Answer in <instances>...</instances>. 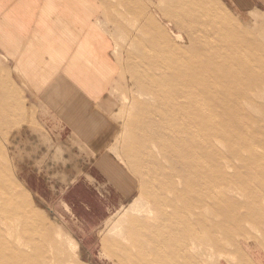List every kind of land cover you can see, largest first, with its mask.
Instances as JSON below:
<instances>
[{"label":"rangeland","instance_id":"rangeland-1","mask_svg":"<svg viewBox=\"0 0 264 264\" xmlns=\"http://www.w3.org/2000/svg\"><path fill=\"white\" fill-rule=\"evenodd\" d=\"M254 1H142L138 11L128 9L130 42L114 53L115 159L105 163L20 165L32 111L0 55V207L9 208L1 214L12 222L5 229L14 246L28 255L21 264H167L158 234L207 264H264V0ZM175 72L198 86L169 84L167 97L163 75ZM149 84L162 90L155 94ZM93 163L108 171L116 165V176H107L131 182L129 200L109 207L83 176L68 180L70 166ZM174 220L193 239L181 241Z\"/></svg>","mask_w":264,"mask_h":264},{"label":"crops","instance_id":"crops-1","mask_svg":"<svg viewBox=\"0 0 264 264\" xmlns=\"http://www.w3.org/2000/svg\"><path fill=\"white\" fill-rule=\"evenodd\" d=\"M142 1L158 0H0V55L32 111V127L21 134L20 165L115 159L110 148L120 121L113 89L120 75L114 53L130 42L128 9L138 11ZM110 165L108 171L84 164L80 172L70 166L66 176H83L109 207L120 205L133 186L123 176L111 181L107 175L116 176V165Z\"/></svg>","mask_w":264,"mask_h":264},{"label":"bare ground","instance_id":"bare-ground-1","mask_svg":"<svg viewBox=\"0 0 264 264\" xmlns=\"http://www.w3.org/2000/svg\"><path fill=\"white\" fill-rule=\"evenodd\" d=\"M234 1V3L235 4H238V5H241V6H249V5H251V3H250V0H233ZM254 1V0H253ZM255 2V1H254ZM256 6V5H255ZM249 11V10H248ZM259 14V13H258ZM163 78H165V80H166V82H167V84H166V86L165 87H162V88H164V90H165V92H166V94L164 93V95H167V97H168V95H169V91H170V89H171V85H169V84H172V85H180L181 87H184L185 85H188V86H191V84L192 85H196V81H194V80H192V77H190L189 79H187V80H185L184 81V79H182L183 77H181V74L179 73V72H175L174 73V75H168V74H164L163 75ZM187 78H188V76H187ZM198 86V84L196 85V87ZM146 87H148L149 89H151L153 92H155V94L157 93V92H159L160 90H162V89H160L158 86H155V85H148V86H146ZM179 89V88H178ZM185 89V88H184ZM184 92V91H183ZM184 95V94H183ZM164 97V96H163ZM174 99V98H173ZM167 102H168V100H167ZM173 102V101H172ZM171 103V102H170ZM177 103H178V106L179 107H181V104H179V102L177 101ZM183 104V103H182ZM177 105V104H176ZM186 108V107H185ZM203 108V107H202ZM166 123V122H165ZM198 135V134H197ZM194 154V153H193ZM197 154H199V153H197ZM181 159V158H180ZM197 159V158H196ZM199 163V162H198ZM188 163H186V165H187ZM197 164V163H196ZM201 166H202V164H200ZM171 168V167H170ZM171 171V173H173V171H174V169H171L170 170ZM1 173V172H0ZM181 173V172H180ZM175 174V173H174ZM181 174H183V173H181ZM198 174V173H197ZM175 176V175H174ZM199 176V175H198ZM177 177V176H176ZM183 179V178H182ZM181 180V179H180ZM5 182V181H4ZM187 182H189V181H187ZM180 183V182H179ZM182 184H184V180H183V182H181ZM197 183V182H196ZM2 186V185H1ZM3 186H5V185H3ZM7 186V185H6ZM176 186V185H175ZM185 186V185H184ZM194 186V185H193ZM195 187V186H194ZM176 188V187H175ZM180 188V187H179ZM186 188V187H185ZM195 189H197L196 187L194 188V190ZM244 189V188H243ZM176 190H180V189H176ZM186 191V190H185ZM245 191V190H244ZM180 192V191H179ZM186 192H188V191H186ZM185 192V193H186ZM20 193V192H19ZM23 194V193H22ZM176 194V193H175ZM179 194H182V193H179ZM214 194V193H213ZM177 195V194H176ZM185 195V194H184ZM217 195V194H216ZM177 196H179V195H177ZM185 197H186V195H185ZM218 197V196H217ZM175 198V197H174ZM189 198V197H188ZM219 198V197H218ZM23 199H25V198H23ZM22 199V200H23ZM177 199H178V197H177ZM204 199V198H203ZM203 199H201L200 201H202ZM227 199H228V197H227ZM171 200V199H170ZM169 200V201H170ZM175 200V199H174ZM185 200H187V199H185ZM223 200V199H222ZM225 200V199H224ZM25 201V200H24ZM168 201V200H167ZM167 201H166V203H167ZM168 201V202H169ZM172 201V200H171ZM170 201V202H171ZM179 201V200H178ZM191 202V201H190ZM222 202V201H221ZM224 202V201H223ZM189 203V202H188ZM187 203V204H188ZM216 203H218V201L216 202ZM26 205V204H25ZM1 206V205H0ZM159 206H161V205H159ZM166 206V205H165ZM179 206V205H178ZM2 207V206H1ZM1 207H0V260H2V262L4 263V264H21V262L19 261V260H23L24 258H26L28 255L24 252H21V251H18L17 250V248L14 246V244H13V239H15L14 238V235H13V233H11L10 232V230L13 228L11 225V223L10 224H7L6 223V218H4L3 217V215L4 214H1V210L3 209V210H5V213L6 212H8L9 210V208L7 207V206H3L4 208H2L1 209ZM163 207V206H162ZM160 208V207H159ZM2 210V211H3ZM166 212V211H165ZM147 213H149V211L147 212ZM7 214V213H6ZM174 215H176V213L174 214ZM186 216V215H185ZM171 218V217H170ZM169 217H168V219L169 220H171ZM177 218H178V215H177ZM11 221V220H10ZM18 222V221H17ZM19 223V222H18ZM41 223V222H40ZM16 224V223H15ZM135 224V223H134ZM148 224V223H147ZM172 226L173 227H175L174 229L178 232V234L180 235V239H181V241H186L187 240V238H189V236L191 235L190 234V231L187 229V228H185V227H182V228H179V223H178V221H173L172 223ZM23 225V224H22ZM162 225V224H161ZM7 226V227H6ZM18 226V225H17ZM142 226V225H141ZM163 226H164V224H163ZM170 226V225H169ZM171 226V227H172ZM12 227V228H11ZM40 227V226H39ZM134 227V226H133ZM143 227V226H142ZM145 227V226H144ZM162 227V226H161ZM170 227V228H171ZM10 229V230H6V229ZM17 228V227H16ZM146 228V227H145ZM158 228V227H157ZM169 228V229H170ZM166 229H168V228H166ZM174 229H172V230H174ZM190 229V228H189ZM202 229V228H201ZM4 230V231H3ZM24 230V229H23ZM37 230H38V228H37ZM42 230H44L43 232H42V234L44 235V237L47 239V240H49V239H52V237H51V235H50V232L49 231H47V230H45L44 228L42 229ZM136 230H137V228H136ZM39 231V230H38ZM41 231V230H40ZM157 231H159V230H157ZM138 232V231H137ZM146 232V231H145ZM23 233V232H22ZM25 233V232H24ZM126 233V232H125ZM139 233V232H138ZM153 233V232H152ZM162 233V232H161ZM137 234V233H136ZM197 234V233H196ZM149 235V234H148ZM174 235H176V234H174ZM193 235L194 234H192V237H193ZM134 236V235H133ZM136 236V235H135ZM43 237V236H42ZM43 237V238H44ZM175 237H177V236H175ZM44 238V239H45ZM152 238V237H151ZM118 239H120V238H118ZM179 239V238H178ZM190 240L191 239H193V238H189ZM173 239H171V237H170V235L169 234H163V235H156V242H158L160 245H158V250H159V252H161V253H163V256L165 257L162 261H165V260H167V264H207L208 263V261L207 260H205V261H200L199 260V258L197 257V254L194 252H190V253H187V252H184L183 251V248H182V244H181V242H174V241H172ZM14 241H16V240H14ZM118 241H120V240H118ZM124 241H125V239H124ZM145 241V240H144ZM208 242H209V244L211 245V241H209V240H207ZM143 242V241H142ZM119 243V242H118ZM128 243H129V241H128ZM193 243L194 242H192V244H191V247L193 248ZM223 242L222 241H217L216 243H215V246L216 247H222V244ZM144 244V243H143ZM204 244V243H203ZM17 245V244H16ZM160 246V247H159ZM122 247V246H121ZM146 247V246H145ZM166 247H168L169 249H168V252L166 251L165 252V250H166ZM190 247V246H189ZM109 249V248H108ZM121 249V248H120ZM188 249V248H187ZM22 250V249H21ZM155 250H156V247H155ZM154 250V251H155ZM23 251V250H22ZM28 252V251H27ZM29 253V252H28ZM160 253V254H161ZM155 254V253H154ZM159 254V253H158ZM146 255V254H145ZM173 255V256H172ZM123 256V255H122ZM43 257V256H42ZM175 257V258H174ZM153 258V257H152ZM154 261V264H157V261L156 260H153L152 259V261L151 262H153ZM139 263V262H138ZM137 263V264H138ZM54 264V263H53ZM145 264V263H144ZM163 264V263H162Z\"/></svg>","mask_w":264,"mask_h":264}]
</instances>
